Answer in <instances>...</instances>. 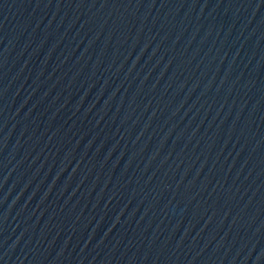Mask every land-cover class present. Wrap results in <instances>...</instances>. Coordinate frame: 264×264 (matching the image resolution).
<instances>
[{
  "label": "water",
  "instance_id": "95a60500",
  "mask_svg": "<svg viewBox=\"0 0 264 264\" xmlns=\"http://www.w3.org/2000/svg\"><path fill=\"white\" fill-rule=\"evenodd\" d=\"M0 264H264V0H0Z\"/></svg>",
  "mask_w": 264,
  "mask_h": 264
}]
</instances>
